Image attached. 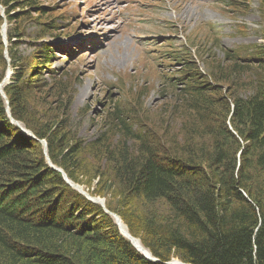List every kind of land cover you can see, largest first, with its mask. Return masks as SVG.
<instances>
[{
	"label": "trees",
	"instance_id": "1",
	"mask_svg": "<svg viewBox=\"0 0 264 264\" xmlns=\"http://www.w3.org/2000/svg\"><path fill=\"white\" fill-rule=\"evenodd\" d=\"M0 3L14 70L5 92L12 117L36 137L12 123L0 96V264H264V44L223 48L210 28L212 44L197 51L204 72L189 49L171 52L174 73L163 53L152 55L161 107L145 106L141 85L111 96L103 132L86 143L71 127L76 72L55 67L67 59L55 41L74 31L68 10ZM4 50L0 33V83ZM37 139L72 181L110 195L107 207L159 262L47 164Z\"/></svg>",
	"mask_w": 264,
	"mask_h": 264
},
{
	"label": "rangeland",
	"instance_id": "2",
	"mask_svg": "<svg viewBox=\"0 0 264 264\" xmlns=\"http://www.w3.org/2000/svg\"><path fill=\"white\" fill-rule=\"evenodd\" d=\"M143 1L40 0L41 6L55 10L53 14L67 9V15H70L74 31L57 42L59 46L66 47L67 59L60 57L63 59L56 61L55 67L69 64V70L76 72L70 108L71 127L77 139L86 143L98 139L103 132L101 124L110 109L111 96H128L130 92L139 90L141 85L142 90L146 87V95L142 99L145 106L161 107L163 82L159 71L151 65L153 57L148 46H164L162 43L169 38L165 34L171 24L178 25L176 34L169 33L174 36L177 47L185 43L187 29L193 31L192 48L196 52L213 42L203 27L207 22L218 25L223 48L241 47L248 53L254 45L264 43L261 0H236L238 5L235 7L240 10L235 21L227 8L232 5V0ZM231 9L236 11L234 7ZM27 47L26 43L20 46L21 50ZM215 53L223 57L221 51ZM162 62L167 65L166 58ZM171 66V69H176L178 65ZM97 184L98 180L90 190ZM81 186L89 191L87 186ZM103 199L110 200V195Z\"/></svg>",
	"mask_w": 264,
	"mask_h": 264
},
{
	"label": "bare ground",
	"instance_id": "3",
	"mask_svg": "<svg viewBox=\"0 0 264 264\" xmlns=\"http://www.w3.org/2000/svg\"><path fill=\"white\" fill-rule=\"evenodd\" d=\"M8 82V79L5 81L3 87L7 84ZM61 170H63L62 168H60ZM64 171V170H63ZM65 172V171H64ZM65 174L67 175V173L65 172ZM68 177V175H67ZM69 178V177H68ZM70 179V178H69ZM70 181V180H69ZM71 182V181H70ZM98 201H100L101 203H103L104 201L102 199H97ZM117 223H118V227H119V230L120 232L122 233L123 236H125L127 238V240L134 244L133 247L139 252L141 253L143 256H146L150 259H153L155 258L152 253L149 251V249H147L142 243L141 241L134 237L130 232H129V229L127 227V225L123 222V220L121 218H119L118 216L115 217ZM156 259V258H155ZM158 260V259H157ZM172 264H187V263H184L182 262L181 260L179 259H173L172 261Z\"/></svg>",
	"mask_w": 264,
	"mask_h": 264
},
{
	"label": "water",
	"instance_id": "4",
	"mask_svg": "<svg viewBox=\"0 0 264 264\" xmlns=\"http://www.w3.org/2000/svg\"><path fill=\"white\" fill-rule=\"evenodd\" d=\"M3 36H4V38H5V42H6V35L5 34H3ZM1 94L4 96V98H5V94L4 93H2V91H1ZM8 112H9V110H8ZM10 114V113H9ZM14 120V119H13ZM14 122V121H13ZM45 153H46V155H47V144H45ZM47 159H48V162H49V164H50V166L53 168V169H55V170H58V171H60L62 174H63V176H64V178H65V180L71 185V186H73L74 188H76V189H78L81 193H83V194H85L89 199H91V200H93L88 194H86L78 185H74V184H72L70 181H69V179H68V177H67V175L65 174V172L63 171V170H61V169H59V168H57V167H55L54 165H52L51 164V161H50V158L48 157V155H47ZM93 201H95V200H93ZM95 202H98V203H100L104 208H105V210H106V212L107 213H109L111 216H115L116 217V215L115 214H113V213H111L107 208H106V206H105V202H103V203H101L100 201H95ZM119 217V216H118ZM118 224V223H117ZM134 245V244H133ZM135 247V246H134ZM136 248V247H135ZM137 249V248H136ZM145 258H147L148 260H150V261H152V262H159L157 259H155V258H153V259H150V258H148V257H146V256H144ZM169 264H172V262H170Z\"/></svg>",
	"mask_w": 264,
	"mask_h": 264
}]
</instances>
